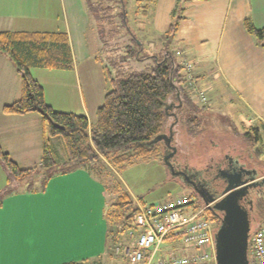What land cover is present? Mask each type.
I'll use <instances>...</instances> for the list:
<instances>
[{"label":"crops","instance_id":"crops-1","mask_svg":"<svg viewBox=\"0 0 264 264\" xmlns=\"http://www.w3.org/2000/svg\"><path fill=\"white\" fill-rule=\"evenodd\" d=\"M177 2L152 0L154 31L165 35ZM178 6L182 9L179 12L181 19L171 41L178 46L177 54L184 55L179 63L184 60L192 64L191 73L196 86L204 88L207 109L212 108L215 101L234 102L239 111L237 129L233 128L234 122L233 126L228 122L225 126L220 125L221 134L215 133L214 128L202 126L196 136H201L202 140L206 133L212 143L220 136L242 137L252 131L256 135L262 134L264 46L246 31L244 20L249 19L255 28H264V0H180ZM55 22L58 23L50 26ZM89 25L90 17L83 0H0V32H63L67 35L73 69L47 70L70 74L66 84L69 94L56 100L65 104L48 100L47 93L53 85L44 84L30 75L40 84L45 103L54 111L83 115L88 122L90 116L94 118L109 90L103 76L102 89L95 91L88 86L86 100L81 80L90 81L76 75L79 64H90L86 41ZM50 27L55 28L49 30ZM96 43L97 39L95 47ZM93 60L98 63L95 58ZM88 65L84 71L87 77L92 74ZM101 72L103 74L102 68ZM19 98V76L10 58L0 54V146L9 156L12 150L21 147L33 145L35 149L37 135L42 142L43 121L38 113L2 112L4 105ZM59 105L63 106L60 108ZM182 130L185 132L184 128L179 132ZM53 138L49 142L51 148ZM224 138L217 141L221 144ZM6 184L7 177L0 166V191ZM105 187L102 179L84 170L48 179L44 192L39 190V183L34 184L33 192L13 187L0 205V264H127L124 258L114 257L109 247L110 228L105 214L117 195L109 198ZM169 244L170 241H166L156 257H164V249Z\"/></svg>","mask_w":264,"mask_h":264},{"label":"trees","instance_id":"trees-1","mask_svg":"<svg viewBox=\"0 0 264 264\" xmlns=\"http://www.w3.org/2000/svg\"><path fill=\"white\" fill-rule=\"evenodd\" d=\"M179 1L171 14L169 29L164 35L167 44L171 42L181 19L179 12L182 9L178 6ZM83 2L90 20L96 24L97 43L101 45L98 49L100 56L95 60L101 64L104 79L111 87L95 111L93 125H90L83 115L54 111L45 103L42 87L30 75L31 69H73L67 35L63 32H0V54L10 58L20 79V98L4 105L2 112H36L43 121L39 170L36 167L21 169L0 146V166L7 177V184L0 191V205L2 198L11 192L13 187L33 192L34 184L39 183V190L44 192L48 179L75 170H84L92 175L94 170L109 174L110 163L123 168L139 161H162L158 143L151 147L144 143L164 133L174 121L170 115L172 113L178 119V125H181L190 137L194 138L200 132L198 130L201 119L197 114L199 107L192 103L191 90L188 92L184 86L186 79L180 74L183 66L175 61L167 44L162 47L160 57L153 53L140 58L137 54L143 50V43L128 27L127 6L124 0ZM151 2L152 0L134 1L138 8L136 12L139 11L142 18L148 15ZM104 25H109V29ZM110 26L113 29H110ZM244 27L264 46V28H255L249 19L244 20ZM124 36L128 37L129 44L123 47L122 54L119 52L122 50L119 42ZM110 41H113L114 48L109 49ZM109 52L118 54L107 57L110 64L108 66L104 64L101 54L107 56ZM130 58H135L136 61H150V72L143 73L126 68V62ZM184 105L188 108L187 113L182 111ZM241 136L246 143L254 146L257 144L255 136L252 138L250 133ZM53 137L61 139L66 156L63 162L53 156L54 151L49 143ZM59 164L61 167L58 168ZM198 202L195 206L197 209L203 206L199 200ZM137 212V205L134 206L131 196L120 191L108 205L105 214L110 228L108 243L111 228L115 234L113 242L118 243L117 234L133 227V218ZM205 214L208 220L219 223L216 213L210 209L206 208Z\"/></svg>","mask_w":264,"mask_h":264},{"label":"rangeland","instance_id":"rangeland-1","mask_svg":"<svg viewBox=\"0 0 264 264\" xmlns=\"http://www.w3.org/2000/svg\"><path fill=\"white\" fill-rule=\"evenodd\" d=\"M127 8H126V14H127V22L128 27L130 28L133 35H135L142 43H143V50L139 52L137 55H139L140 58L148 57L150 54L156 53L159 57L160 54H162V47L166 46L167 39L166 36L163 34H159L152 28L151 23V17L153 12L154 4L151 2L148 15L146 17H141L140 12H136L138 10L136 4H134L135 0H124ZM37 23V22H35ZM58 22L51 23L50 26L55 25ZM95 23L90 20V25L88 26V29L86 31V41L88 44V49L90 52V64H79L77 66L76 75H78L80 78H87L90 82L86 83L85 81L81 80V86L82 91L84 93V97L87 100V95L85 93L88 86L92 87V89L100 90L102 89V79L103 74L101 72V64L94 62L93 58H97L100 56L98 53V49L101 48V45L99 43H96L95 47V40L97 39L96 31H95ZM106 26V29H109V25ZM55 27H50L49 30L54 29ZM110 29H113L112 26H110ZM96 38V39H95ZM110 44V48H114L113 41L108 42ZM120 50L119 52L124 54L123 47L127 44H129L128 37L124 36L122 39H120ZM177 45L174 42H170L167 44L168 50L172 51L174 53V59L176 62H180L182 60V57L184 55H181L180 53L177 54ZM148 50V51H147ZM118 53H107V56L103 53L101 54L103 57L104 64H108V60L110 57H113ZM109 57V58H107ZM184 61V60H183ZM182 61V62H183ZM92 63V64H91ZM88 65V67L91 69L92 74L87 77L84 74L85 67ZM184 65V63L182 64ZM126 68H130L135 71L143 72V73H149L152 67V64L150 61H136L135 58H130L126 62ZM32 74V77L36 80L44 83V84H50L53 85V89L50 93H47V99L52 100L53 103L58 104H65V102L56 101L63 97V95L69 94L70 90H67V76L70 75L67 72H50V71H30ZM61 73V74H60ZM180 74L186 79L187 77V71L182 69L180 71ZM60 84V87H59ZM56 85L58 87H56ZM108 85V84H107ZM109 86V85H108ZM188 92L189 89L191 90V101L195 105L199 107L198 115L201 119L200 127L205 129H215V133L221 134V126H225L228 122L230 126H233L235 123V126L233 128H238L237 123V113L239 112L237 110V106L234 102H229L226 104H223L222 102L213 104V107L210 109H207L205 104H201L198 100V97L196 96L195 92L192 90L191 87H189L188 81L186 80L184 85ZM199 89H204L201 86H196ZM111 87L109 86V90ZM91 92H94L93 90ZM212 94V93H211ZM71 97V96H69ZM68 97V98H69ZM226 107H225V106ZM60 108L63 105H59ZM202 107V108H201ZM188 108H186V105H184V109L182 111H185L186 113L188 111ZM191 111V110H190ZM207 115L206 118L203 119V116ZM235 118V121L234 119ZM178 122V120H177ZM234 122V123H233ZM94 118L92 116L89 117V124L93 125ZM179 123H176L174 127L177 132L176 133V145L179 149V152L181 155L178 157L180 159H185L191 166L196 167H203L205 163L209 161L210 158H216L219 155V149H221L222 152L226 153L228 152L233 157H240L242 161H244L247 166L254 171H257L258 176H262L264 178V132L262 134L254 135L253 131L251 132V137L253 138L255 136V141L257 144L251 145L249 143H246L242 137H235L234 135H231L230 137L224 138L223 136H220L221 144L217 141L219 138L213 139L214 141L211 143L209 141L208 135L205 133V136H203L201 140V136H196L195 138L190 137L188 134L183 132H179V130L182 129L181 125H178ZM253 125V124H252ZM174 129V130H175ZM253 130V129H252ZM167 133V129L164 131ZM200 133V132H199ZM39 134V133H37ZM181 134V136H180ZM214 134V133H213ZM201 140V141H200ZM35 143V149L32 146L27 147L23 149L22 147L16 150H12L11 153V159L14 160L20 168L22 169H30V168H39L40 166V158H41V138L37 135L34 140ZM217 141V142H216ZM32 143V142H31ZM52 143V149L54 153V157L57 158L59 162L64 161L65 159V152L64 148L61 142V139L59 137H54L51 141ZM37 145V146H36ZM159 149L161 153L163 154V146L161 143H158ZM58 168L61 167V164L57 166ZM108 171L110 172L107 174V172H100L94 170L93 173L95 176L100 177L102 181L104 182V185L107 187L109 198L117 195L120 191L121 192H127L133 202L134 206H147L150 204H156L163 201H169L173 200L176 197L179 196H188L192 197L194 199V207L198 205V199L195 194H193L189 189L184 188L181 186L176 179H171L168 171L163 165L162 161L159 159L156 160H147V161H139L134 163L133 165L126 166L121 168L119 165L115 166L110 163L108 165ZM119 188V189H118ZM255 208H254V216L255 219H261V221L264 220V192L260 197H255ZM212 229L214 230L217 227V223L215 221L209 220ZM111 234L109 237V247L112 251V255L114 253V249L116 247H119L122 249L123 246L129 245L130 241L125 237V233H119L118 238L119 242L114 243L113 242V236H115L113 232V228H111ZM112 244V245H111ZM114 246V247H113ZM114 256V255H113ZM115 257V256H114ZM160 257V256H157ZM156 257V258H157ZM117 258H122V255L117 256Z\"/></svg>","mask_w":264,"mask_h":264},{"label":"built area","instance_id":"built-area-1","mask_svg":"<svg viewBox=\"0 0 264 264\" xmlns=\"http://www.w3.org/2000/svg\"><path fill=\"white\" fill-rule=\"evenodd\" d=\"M192 64L184 63L186 80L201 104L206 103L204 91L195 86L191 73ZM194 199L179 196L147 206H137L133 227L125 237L129 245L116 247L114 256L122 255L127 264H215L212 226L206 217L203 205L194 207ZM164 257H157L163 244ZM249 264H264V220L251 230L248 248Z\"/></svg>","mask_w":264,"mask_h":264},{"label":"water","instance_id":"water-1","mask_svg":"<svg viewBox=\"0 0 264 264\" xmlns=\"http://www.w3.org/2000/svg\"><path fill=\"white\" fill-rule=\"evenodd\" d=\"M170 115L174 121L167 128V133L164 132L156 136L144 145L151 147L161 143L164 149L162 163L165 165L170 178L181 177L185 182L188 178L187 174L183 171H176L171 162V157L176 151V147L171 146L174 134L173 127L178 119L174 113ZM243 174L246 176H242L236 181H227L226 186L218 196L207 198L195 189L205 206H208L213 212L221 213L220 225L214 234L215 264H249L248 247L252 207H246L243 199L248 195V190L259 185V182L252 181L256 174L248 175V170L243 171ZM261 182H264V178ZM211 204L213 205L211 206Z\"/></svg>","mask_w":264,"mask_h":264},{"label":"flooded vegetation","instance_id":"flooded-vegetation-1","mask_svg":"<svg viewBox=\"0 0 264 264\" xmlns=\"http://www.w3.org/2000/svg\"><path fill=\"white\" fill-rule=\"evenodd\" d=\"M174 129V128H173ZM173 140L171 146L176 147L174 155L171 157V162L174 165L176 171H183L187 174L188 178L185 182L182 178H174L176 181L183 186L184 188L189 189L193 194L197 196V199L202 202L201 197L195 192L199 190L204 197H213L218 196L219 193L226 186V182H233L246 176L243 174V171L248 170V175L256 174L252 181L259 182V185L250 188L248 190V195L243 199V203L246 207H252L251 210V230L257 228L258 224L261 222V219L256 220L254 216L255 208V197H260L264 192V182H261L262 176H258L257 171L249 168L247 164L242 161L238 156L233 157L228 152L224 153L219 149V155L216 158H210L203 167L199 168L196 166H191L185 159H180L178 156L181 155L179 149L176 145V130H173ZM171 152V150H170ZM173 179V178H171ZM251 203V205H250ZM213 204H211L212 206ZM210 206V207H211ZM216 213L217 218L221 217V213ZM220 225V221L217 224V227L214 229L213 236L217 231ZM250 230V232H251Z\"/></svg>","mask_w":264,"mask_h":264}]
</instances>
